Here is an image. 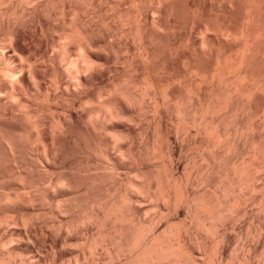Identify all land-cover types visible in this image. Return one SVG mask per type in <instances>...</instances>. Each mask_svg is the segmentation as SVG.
<instances>
[{
	"label": "bare ground",
	"instance_id": "bare-ground-1",
	"mask_svg": "<svg viewBox=\"0 0 264 264\" xmlns=\"http://www.w3.org/2000/svg\"><path fill=\"white\" fill-rule=\"evenodd\" d=\"M169 3L0 0V264H264L263 220L236 223L249 201L264 210V0H225L230 21L221 8V22H202L193 51L216 56L215 73L208 83L197 56L177 91L161 76ZM146 200L157 215L144 217ZM45 224L84 234L52 241L48 227L43 242ZM230 229L258 246L246 237L234 255Z\"/></svg>",
	"mask_w": 264,
	"mask_h": 264
},
{
	"label": "rangeland",
	"instance_id": "rangeland-1",
	"mask_svg": "<svg viewBox=\"0 0 264 264\" xmlns=\"http://www.w3.org/2000/svg\"><path fill=\"white\" fill-rule=\"evenodd\" d=\"M212 1V2H211ZM169 4H170V6L172 7V6H174V8L176 9V11H174L173 12V14H172V19L168 16V18H166V22L170 25L169 26V31H168V36H167V40H168V42H166L165 40H166V38H165V40L163 41V45H161V47H162V49H163V51H166V48H168L167 49V54L165 55L164 54V56L166 57V59H167V64L168 65H171L170 67H169V69L171 70H167L169 73H162V72H160V74H161V76L162 77H165V76H163L164 74L166 75V78H163V80L162 81H164V80H166V81H164L163 83L164 84H166L167 85V89L169 90V91H174V90H180V88H181V90H184V88H185V86L187 85V86H189L190 85V79H191V75H189L190 74V71H189V74H187L188 73V71H187V73H186V71L185 70H189V68L191 67L190 66V64H194L193 62H195V60L194 59H196L197 58V56H198V62L200 63L199 65H200V67H201V69H203V70H205L204 72L205 73H207L206 74V76L207 75H209V76H207V81H208V79L210 80L211 79V76L215 73V71H214V69H213V66H216V60H215V58H216V56L215 57H213V56H211V55H208L209 57L211 56V59H214L215 60V62L213 61V60H211L210 58H208V56H202L201 57V55H200V57H199V53L197 54V53H195L196 51L194 50L197 46H198V44H199V42L206 36L207 37V35L208 34H205V36H204V34L203 33H201V26L203 25V23L205 24V23H212V24H214V22L217 24V22L219 23V21L221 22L222 21V17H225L224 16V13L226 12L225 10V5L226 4H224L225 3V0H221V1H219V0H169ZM128 3V2H127ZM124 3L125 5V7L127 8V7H129L130 8V3ZM207 3V4H206ZM221 4V5H220ZM220 7V8H219ZM128 8V9H129ZM224 8V11H222V9ZM217 9H219L218 11H217ZM235 9H237L236 7H233V10L234 11H232V9H230L232 12V19L235 21H233V20H231V21H233V23H239V21L241 20V19H239V18H241L240 17V13H239V11H236ZM192 10V11H191ZM196 10V11H195ZM220 10H221V12H220ZM238 10V9H237ZM108 13V17L109 18H111V19H113L114 17H113V11L112 10H110L109 8H108V11H107ZM199 12V13H198ZM237 12V13H236ZM219 13H221L222 15V17H217V15L219 14ZM228 15H226L227 16V20H229L230 21V19L229 18H231L230 16H229V13L228 12H226ZM235 13V14H234ZM196 14H197V16H196ZM112 15V16H111ZM220 15V14H219ZM228 16H229V18H228ZM113 17V18H112ZM174 17V18H173ZM177 18V19H176ZM194 18V19H193ZM197 18V19H196ZM221 20H220V19ZM115 19V18H114ZM113 19V21L115 22L116 21V19L114 20ZM192 19H193V21H192ZM239 21H238V20ZM219 20V21H218ZM237 20V21H236ZM112 21V20H111ZM213 21V22H212ZM203 22V23H202ZM117 23V24H116ZM116 23L114 24L113 22H112V24H114L115 26L116 25H118V26H120V24H119V22L118 21H116ZM198 23V24H197ZM202 24V25H201ZM200 25V26H199ZM213 26H215V25H213ZM200 27V28H199ZM212 30V29H211ZM214 30V29H213ZM200 31V32H199ZM215 32V31H214ZM167 33V32H166ZM165 33V34H166ZM210 35V37L211 36H213V31L212 32H210L209 33ZM167 35V34H166ZM108 38V39H107ZM106 39V41L108 42V43H113V41H115L116 40V38H113V37H110V39H109V37H107ZM180 42H183V44H181V46H180ZM132 45H134L135 43H132V42H130ZM232 43L233 42H229V44L230 45H232ZM175 44V45H174ZM135 46V45H134ZM159 46V45H158ZM160 47V46H159ZM160 47V48H161ZM135 48H136V46H135ZM161 49V50H162ZM165 49V50H164ZM134 51H133V53L135 52V53H137V50L136 49H133ZM195 52H194V51ZM162 51V52H163ZM193 52V53H192ZM163 53H166V52H163ZM162 53V54H163ZM182 53V54H181ZM194 54V55H193ZM197 54V55H196ZM170 56V57H169ZM184 56H186V58H184ZM196 56V57H195ZM189 57V58H188ZM192 57V58H191ZM213 57V58H212ZM182 58H184L185 60H188V61H186L187 62V64L185 63V62H183V61H185V60H183ZM194 58V59H193ZM206 59V61H205V59ZM191 59V60H190ZM201 59V60H200ZM193 60V61H192ZM200 60V61H199ZM197 61V60H196ZM212 61V62H211ZM191 62V63H190ZM184 63V64H183ZM212 63H215V65L214 64H212ZM188 64H189V66H188ZM121 66H122V64H120ZM173 65V66H172ZM184 65V66H183ZM213 65V66H212ZM120 67V66H119ZM126 67V65H124V68ZM173 67H174V69H173ZM207 68V69H206ZM121 69H123V66L121 67ZM175 70V71H174ZM183 71V72H182ZM181 72V73H180ZM185 73H186V75H185ZM213 73V74H212ZM233 72H231V74H230V76H232L233 74H232ZM167 74H172L171 76H169V75H167ZM183 75V76H181V75ZM211 74V75H210ZM156 75H158V79H160V76H159V73L158 74H156ZM174 75H175V78L177 79H175L176 80V82H175V80L173 81V80H171L169 77H173V79H174ZM193 76V75H192ZM162 77H161V79H162ZM180 77V78H179ZM161 79H160V81H161ZM181 79H183L182 81H184L183 82V84H182V81H181ZM178 80H180L181 81V85H180V81H178ZM206 81V82H207ZM178 82V83H177ZM188 82H190V83H188ZM206 82L204 83V82H201V83H203V84H201L200 85V87L206 92V90H207V87L209 86V82L210 81H208V83L206 84ZM185 84V85H184ZM172 103H170L169 105L167 104V105H165V106H163L164 108H162L161 107V109H163V110H165V111H168L167 113L169 114V116L168 117H171V118H169L170 120H169V122L171 123V120H172V122L174 121L175 122V124H176V119H177V115H175L176 113L175 112H173V109H172ZM171 110V111H170ZM175 113V114H174ZM151 115V116H150ZM148 116V118H150L149 120H151V118H153L152 116H154V114L152 113V114H148L147 115ZM172 117H174V118H172ZM256 118H258V119H254V121H258V120H260L261 119V117L259 118V117H256ZM169 123V124H170ZM175 124H172V125H170V128L173 126V128H172V131L174 132V130L176 129L174 126H175ZM232 127V126H231ZM176 134L178 135L179 133H177V131L175 132V134H173L174 136H176ZM179 136V141H180V143H183L184 141H186V142H184L183 144H187V140H186V138H183L184 136H182V135H178ZM182 136V137H181ZM180 138H181V140H180ZM183 140V141H182ZM152 146V145H151ZM151 146L150 147H148L149 149L151 148ZM158 157H155L153 160H152V165H154V166H156V168H159V165L161 166L162 165V161H164V157L163 156H161V154L159 155V153H158V155H157ZM161 156V157H160ZM203 158L204 157H202V159H201V156H200V160H198L199 161V166H202V168H204L203 170L204 171H206V169L208 170V168H206V167H210L209 165L211 164V167L210 168H213V170H214V172H215V167H212V164L213 163H211V160L210 159H208V157L207 156H205V160L203 161ZM197 159H199V157L197 158ZM156 160V161H155ZM207 160H209V161H207ZM206 162V163H205ZM154 163V164H153ZM210 163V164H209ZM157 164V165H156ZM202 164V165H201ZM185 165H186V163H185ZM188 165V164H187ZM213 166H214V164H213ZM211 170V169H210ZM213 170H211V173H212V171ZM127 171H122L121 173H122V175L124 176V174H127L126 173ZM208 172H209V170H208ZM41 173L43 174V172L41 171ZM210 173V172H209ZM45 174V173H44ZM195 174L197 175V171L195 172ZM195 175V176H196ZM211 175V174H210ZM198 176H200V173L198 172V175H197V177ZM212 177H214L215 176V173H213L212 175H211ZM201 188H203V187H201ZM200 187H199V190L201 189ZM197 189H198V187H197ZM4 191V190H3ZM247 192H248V190H247ZM246 192V193H247ZM250 193V194H249ZM255 195L257 194L256 192H253ZM247 194H249V195H251L252 193L249 191ZM253 194V195H254ZM248 195V196H249ZM249 198V197H248ZM251 198V197H250ZM250 203H252V202H250L249 201V203H248V206H247V209H248V211L243 215V216H240L239 218H240V221H239V218H237L236 220H237V222L236 223H238L239 224V226H241V227H243L242 229L243 230H245V232L247 233V232H249L248 231V229H246V228H249V226L247 225V224H249L250 225V223H251V225H250V227L252 226V222L254 223V222H256V220L258 221V220H263L262 222L263 223H261V222H259L258 221V225H263V227H264V219H261V218H258L259 216H260V214H259V212L258 211H260L261 210V207H259V205L260 204H256L255 205V203H252V204H250ZM258 205V206H257ZM139 206L141 207V208H143L144 210H146V212H144V214H145V216L144 217H150L152 214V216H154L155 215V213L157 212V213H159L156 209H155V207H153L152 206V203H151V201L149 200H146V201H142V202H140L139 203ZM152 206V207H151ZM255 206V207H254ZM252 207L253 208H255V209H253V210H251L252 209ZM149 210H148V209ZM250 208V209H249ZM263 208L264 207H262V210H263ZM251 210V211H250ZM251 213H250V212ZM252 211H254V212H252ZM264 211V210H263ZM263 211H260V213L262 212V214L264 215V213H263ZM150 213V214H149ZM157 213H156V215H157ZM248 213H249V215H250V217L249 216H246V214L248 215ZM255 214V217H257V218H255V219H253L252 218V216H254V214ZM256 213H258L259 215H257ZM252 215V216H251ZM257 215V216H256ZM48 217H49V215H47ZM46 216V217H47ZM151 216V217H152ZM47 217V218H48ZM51 217V216H50ZM50 217L48 218L49 220H51L50 219ZM53 217V216H52ZM249 219H248V218ZM261 217H263L264 218V216H262L261 215ZM44 218H45V216H44ZM43 218V219H44ZM47 218H45V220H48ZM243 218H245V219H243ZM247 218V219H246ZM188 220L190 219V218H187ZM242 219V220H241ZM251 219L252 220H255V221H251ZM53 220V219H52ZM248 220H250V223H248L249 221ZM261 223V224H260ZM243 224V225H242ZM257 225V223H254V225ZM48 225H50V224H48ZM48 225H43L44 226V231L42 230V232L40 231V230H38L37 231V237H38V239H40V240H45V239H43L44 237L46 238V236L50 233V235L51 236H53L52 238H51V236H49L50 237V239H53L52 241H54V239L56 240V237H58V235L60 234V237H58V238H60V240H66V239H68V237H71V238H74L75 237V239H79V238H81L82 236H83V234H84V232L82 231V229L80 230V228L79 229H75L74 231H72V232H68V234H66V233H61V231L59 230V227H57V226H54L53 227V225L51 226H48ZM48 227H50L49 228V232H48ZM57 227V228H56ZM20 228L23 230V232H28V230L30 231V229L28 228V227H24V226H20ZM250 229V228H249ZM50 230H52L51 232H50ZM53 230H55V231H53ZM48 232V234H46V232ZM76 231H77V233H76ZM230 233V235L231 234H233V235H231L232 236V243H233V245H232V243H231V250L232 249H234V250H232V253L234 254L235 253V251H236V253H237V251H239L240 253L241 252H243V253H246L247 252V249L244 247V245L243 244H246V243H249V242H251V243H249V245H251V244H253V245H257L258 244V241H259V238L261 237H259L258 235H254V237H256L255 239H253L254 237H253V235L252 234H248L246 237H248V239H250V241L249 242H245V240L247 239L246 237L244 238V236L241 238V235H238V237L236 236L237 234H235V232H234V230H228ZM232 231V232H231ZM53 232V233H52ZM57 232H59V233H57ZM263 232H264V230H263ZM52 233V234H51ZM83 233V234H82ZM236 233H238V232H236ZM44 234H46V235H44ZM71 234V235H70ZM239 234V233H238ZM68 235V236H67ZM263 235H264V233H263ZM43 236V237H42ZM67 236V237H66ZM81 236V237H80ZM250 236H252V237H250ZM55 237V238H54ZM66 237V239H62V238H65ZM250 237V238H249ZM240 238L242 239V240H240ZM256 239L258 240V241H256ZM23 240H26V239H23ZM59 240V239H58ZM244 240V241H243ZM255 240V241H254ZM243 241V242H242ZM248 241V240H247ZM16 242H18V240H14V242L12 243L13 245L14 244H16ZM44 242V241H43ZM245 242V243H244ZM11 243L9 244V245H11ZM51 242H45L44 244H45V246L47 247V250H48V252H50V254H52V251H53V248H51V246H53L52 244H50ZM239 243V246L241 247V246H243L244 248H245V250H243L242 248L243 247H241V249L240 250H243V251H240L238 248H239V246H237V244ZM256 243V244H255ZM72 244H73V246H72ZM76 244H78V243H75V242H73V243H70L69 244V246H65L66 248H70V249H75L76 247H77V245ZM261 244V245H260ZM13 245H11V246H13ZM48 245V246H47ZM51 245V246H50ZM71 245V246H70ZM236 245V246H235ZM252 245V246H253ZM11 246H8V247H11ZM76 246V247H75ZM79 246V245H78ZM237 247V250H235V248H233V247ZM258 246V245H257ZM259 246H260V248L261 249H263L264 250V248H262V243H259ZM50 248V249H49ZM78 248V247H77ZM76 248V249H77ZM80 248V247H79ZM78 248V249H79ZM259 248V251H261V249ZM50 250V251H49ZM231 250H230V252H229V255L230 256H232L230 253H231ZM244 251H246V252H244ZM238 252V253H239ZM100 253H102V251L100 250ZM235 253V254H236ZM260 253H262V251L260 252ZM234 254V255H235ZM103 255V254H102ZM89 256V257H88ZM260 257V256H259ZM259 257H257V258H259ZM84 258H86V259H84L85 261H87V262H89V263H92L91 261H93L92 259H94V257L92 256L91 257V255L90 254H86L85 256H84ZM89 260V261H88ZM257 260H259V259H257ZM255 261L256 262V264L257 263H260L262 260H261V257H260V262H258V261ZM32 261H34V260H32Z\"/></svg>",
	"mask_w": 264,
	"mask_h": 264
}]
</instances>
